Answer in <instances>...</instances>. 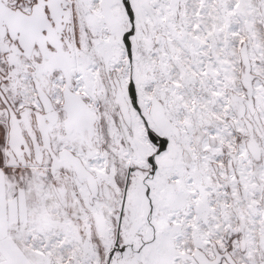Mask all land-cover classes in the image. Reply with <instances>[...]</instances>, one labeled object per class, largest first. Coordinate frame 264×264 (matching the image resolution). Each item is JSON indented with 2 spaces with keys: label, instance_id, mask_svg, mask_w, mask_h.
I'll use <instances>...</instances> for the list:
<instances>
[{
  "label": "snow or ice",
  "instance_id": "snow-or-ice-1",
  "mask_svg": "<svg viewBox=\"0 0 264 264\" xmlns=\"http://www.w3.org/2000/svg\"><path fill=\"white\" fill-rule=\"evenodd\" d=\"M0 264H264V0H0Z\"/></svg>",
  "mask_w": 264,
  "mask_h": 264
}]
</instances>
